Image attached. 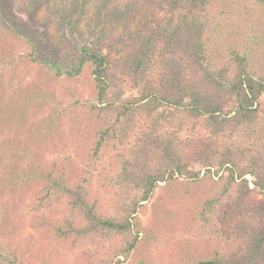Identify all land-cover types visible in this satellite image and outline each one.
Wrapping results in <instances>:
<instances>
[{"label": "trees", "instance_id": "1", "mask_svg": "<svg viewBox=\"0 0 264 264\" xmlns=\"http://www.w3.org/2000/svg\"><path fill=\"white\" fill-rule=\"evenodd\" d=\"M132 1V5L117 11L114 17L118 21L112 28L102 29L95 44L80 46L69 61L46 58L41 33L13 21L8 10L0 5L1 29L23 41L30 49V57L37 55L29 62L52 80L76 81L89 67L96 91L93 100L51 111L38 124L32 123L28 140L34 150L22 151L18 145L7 146L5 150L7 142L3 141L0 161L9 162L2 169L5 174L14 170L10 184L24 190L19 191L22 196L33 194L37 208H45L55 197L67 200L62 225L53 227V221L46 218L40 224L55 230L62 243L70 240L80 248L81 264H122L119 257L128 256L135 241L109 245L104 257L99 256L95 246L132 229L130 216L136 212L135 205L125 204L122 211L115 213L102 212L97 200L89 195L86 180L100 162L97 152L107 147L105 144L114 134L113 127L103 125L104 129L96 132L95 153L81 170L86 177L67 166L69 159L47 164L39 151L68 114L78 124L80 112L90 113L87 121L92 124L91 130H95L100 120L108 123L105 115L109 110L115 112L112 124L123 123L132 129H137L141 117L150 121V129L134 133L144 140L134 143L127 156H118V172L112 176L111 185L130 191L138 205L161 182L180 176L196 179L198 173L189 170L193 164L203 166L209 174L214 167L224 170L226 175H220L219 190L202 203L197 217L202 228L210 229L217 240L228 243L223 250L214 251L197 264H264V101L261 100L264 77L251 71L247 51L240 53L236 48H227L228 58L235 66L233 74L221 65L223 53L217 51L215 41L219 36L213 34L220 20L213 23L208 11L220 0ZM241 2L264 12V0ZM134 5L140 7L134 17H138L140 44L134 55V68L125 75L117 74L112 60L123 52L130 33L128 23L122 25L123 33L117 31L116 25L119 19L136 12ZM157 44L163 46L162 50L155 48ZM153 52L159 55H152ZM13 65L15 69L19 67L12 58H0V134L16 135L27 123L31 108L39 111L46 105L38 95L26 93L11 96L6 105L2 104L5 98L2 71L9 67L7 84L11 85L16 79ZM121 86H128L126 90L137 89L138 97H123L125 89ZM247 175L253 178L252 189L245 179ZM17 215L16 206L3 226L8 228L7 222ZM22 260L16 249L10 258L0 252V264H23Z\"/></svg>", "mask_w": 264, "mask_h": 264}, {"label": "rangeland", "instance_id": "2", "mask_svg": "<svg viewBox=\"0 0 264 264\" xmlns=\"http://www.w3.org/2000/svg\"><path fill=\"white\" fill-rule=\"evenodd\" d=\"M230 2L220 0L215 7L208 8L212 22L220 20L216 22L220 23L214 26L213 34L219 36L215 40L218 44L217 51L224 55L220 52L223 58L221 65L233 74L235 66L233 60L228 58L227 48H236L240 53L247 51L251 71L257 77H264V12L242 3L241 0ZM132 4V0H0V5L8 10L13 21L41 33L44 38L41 45L46 58L53 61L56 58L69 61L77 55L80 46L95 44L102 29L112 28L117 20L114 17L117 11ZM134 9L136 12L130 13L129 18L119 19L120 22L116 25L117 31L123 33L122 25L128 23L127 30L130 33L123 52L112 60L115 68L113 71L117 74L125 75L128 69L134 68L133 59L140 44L139 32L136 30L138 17H134L140 7L134 5ZM101 47L104 49V46ZM162 47L157 44L155 48L162 50ZM30 53L23 41L17 40L0 27V58H12L16 65L19 64L17 69L12 66L16 71V79L11 85L7 84L10 80L9 67L2 71L5 76V98L2 104L6 105L9 97H17L20 93L38 95L46 104L39 111L36 107L31 108L27 123L16 135L13 132L0 134V146L3 147V141L7 142L5 150L7 146L13 148L16 145L22 151L34 150L35 146L28 140V129L32 123L38 124L51 111L91 101L96 94L90 75L91 68L86 67L76 81L64 78L52 80L29 62V59L33 60L37 56L30 57ZM152 55L158 56L159 53L153 52ZM126 87L128 86H121L125 89L123 97H138L137 89L126 90ZM261 100L264 101V96ZM80 113L78 124L72 122L74 117L69 114L61 119L57 130L47 137L46 144L42 145L39 152L43 154L47 164L69 159L72 165L66 162L67 166L74 167L76 173L86 177L81 170L95 153L98 139L96 132L107 125L113 127L114 134L105 144L107 147L97 152L100 162L92 171L91 177L86 179L89 195L97 200L102 212L122 211L125 204H134L136 212L130 216L134 225L130 231L115 240L95 246L100 257H104L109 245L135 241V248L129 255L119 257L122 264H197L214 251L226 247L228 242L217 240L210 229L202 228L197 217L202 203L219 190L222 184L219 178L226 175L224 170L214 167L209 174L203 166L193 164L189 170L198 173L196 179L180 176L161 182L145 201L139 200L136 205V199L131 196L130 191L111 185V178L118 172V156H127L134 143L144 140L143 136H134V133L150 129V121L140 117L137 129L129 128L123 123L112 124L115 112L109 110L105 115L108 123L100 120L95 130H91L92 124L90 120L87 121L91 117L90 113L85 110ZM6 162L9 161H0V252L5 258H10L16 249L23 264H81L83 251L80 248L73 246L70 240L62 243L55 230L40 224V220L46 218L53 221V227L62 225L66 217L67 200L55 197L46 202L45 208H37L38 203L34 201L33 194L22 196L19 191L24 190L16 184H10L9 179L14 170L5 174L2 167ZM245 179L252 189L253 178L247 175ZM16 206L18 215L7 222L9 227L5 228L4 220Z\"/></svg>", "mask_w": 264, "mask_h": 264}]
</instances>
